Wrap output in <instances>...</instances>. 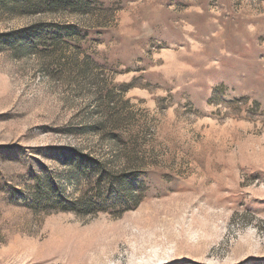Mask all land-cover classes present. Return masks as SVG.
<instances>
[{
  "label": "rangeland",
  "instance_id": "rangeland-1",
  "mask_svg": "<svg viewBox=\"0 0 264 264\" xmlns=\"http://www.w3.org/2000/svg\"><path fill=\"white\" fill-rule=\"evenodd\" d=\"M0 264H264V0H0Z\"/></svg>",
  "mask_w": 264,
  "mask_h": 264
},
{
  "label": "trees",
  "instance_id": "trees-1",
  "mask_svg": "<svg viewBox=\"0 0 264 264\" xmlns=\"http://www.w3.org/2000/svg\"><path fill=\"white\" fill-rule=\"evenodd\" d=\"M101 180H106L110 184H112V183L114 184V181H112V179L109 176H103V177H101L100 181ZM121 181L122 180H120V182ZM108 187H110V186H108ZM106 191H108V189ZM129 198L132 199V201L134 202V205L137 204L138 201H139L138 197L136 195L132 194V193L129 195ZM62 209H66L67 210L68 208L63 207Z\"/></svg>",
  "mask_w": 264,
  "mask_h": 264
}]
</instances>
